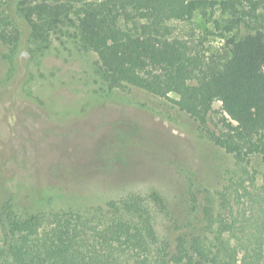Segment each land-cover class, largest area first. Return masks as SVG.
I'll list each match as a JSON object with an SVG mask.
<instances>
[{
  "label": "rangeland",
  "instance_id": "rangeland-1",
  "mask_svg": "<svg viewBox=\"0 0 264 264\" xmlns=\"http://www.w3.org/2000/svg\"><path fill=\"white\" fill-rule=\"evenodd\" d=\"M19 1L0 0V263L11 262L13 222L32 217L39 237L68 228L78 252L106 264H155L161 246L168 260L193 235L204 251L195 264H264V161L231 137L220 103L200 120L175 94L113 82L92 13L76 6L35 42ZM234 1L264 29L263 8ZM220 14L170 18L168 36L208 56L244 30L227 31Z\"/></svg>",
  "mask_w": 264,
  "mask_h": 264
},
{
  "label": "trees",
  "instance_id": "trees-1",
  "mask_svg": "<svg viewBox=\"0 0 264 264\" xmlns=\"http://www.w3.org/2000/svg\"><path fill=\"white\" fill-rule=\"evenodd\" d=\"M157 1L20 0L15 13L29 25L31 40L46 42L59 20L81 6L95 17L93 47L113 82L162 98L175 94L177 99L171 101L178 110L200 120L213 102H219L231 137L264 161V29L254 24L257 18L240 15L234 0L218 4L205 0ZM249 3L251 10L264 9V0ZM216 6L227 18V31L244 28L239 35L228 37L221 50L200 56L186 40L168 36L166 20L183 19L195 10ZM116 224L115 228H121L123 217ZM22 227L33 235L30 243L20 235ZM34 227L32 217L13 222L5 250V255L11 256L8 264H106L92 251L78 252L75 245L80 236L70 235L68 228L59 226L39 237ZM186 240L187 236L178 240L168 260L161 246L155 264L202 263L200 236ZM183 258H187L186 263H181Z\"/></svg>",
  "mask_w": 264,
  "mask_h": 264
}]
</instances>
